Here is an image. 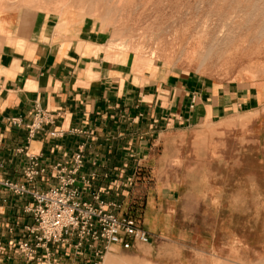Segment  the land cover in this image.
<instances>
[{"label": "rangeland", "instance_id": "374dc122", "mask_svg": "<svg viewBox=\"0 0 264 264\" xmlns=\"http://www.w3.org/2000/svg\"><path fill=\"white\" fill-rule=\"evenodd\" d=\"M17 12L90 37L99 63L133 83L192 79L245 99L163 135L133 178L139 199L124 200L143 227L145 191L163 189L151 239L100 264H264V0H0L4 19Z\"/></svg>", "mask_w": 264, "mask_h": 264}, {"label": "crops", "instance_id": "0c3cea01", "mask_svg": "<svg viewBox=\"0 0 264 264\" xmlns=\"http://www.w3.org/2000/svg\"><path fill=\"white\" fill-rule=\"evenodd\" d=\"M95 46L90 37L47 13L17 12L10 20L0 15V264L92 263V255L83 259L66 244L49 245L48 257L37 248L35 258L26 259L16 247L31 238L25 231L33 223L26 208L33 199L15 194L5 182L46 191L56 185L53 166L70 169L74 154L81 152L83 163L74 184L80 199L91 201L98 194L120 206L118 216L126 215L130 210L124 200L130 204L139 199L128 196L136 185L133 178L153 147L164 143V134L213 123L235 103H245L237 93L192 79L174 85L133 83L117 67L110 74L112 68L94 56ZM36 110L50 121L29 137L26 126ZM12 119L19 123L12 124ZM33 160L45 172L29 182L24 170ZM158 192L163 189H147L141 207L149 234L148 218ZM111 247L122 248L113 244L107 253Z\"/></svg>", "mask_w": 264, "mask_h": 264}, {"label": "built area", "instance_id": "2783aa9c", "mask_svg": "<svg viewBox=\"0 0 264 264\" xmlns=\"http://www.w3.org/2000/svg\"><path fill=\"white\" fill-rule=\"evenodd\" d=\"M12 124L18 119L10 120ZM50 121L41 110H36L32 122L27 125L29 137L42 128L43 123ZM82 153L74 154L72 167L68 169L62 164H55L52 170L56 185L46 191H28L22 186L8 184L17 195L30 194L33 203L26 208L31 215L32 225L25 231L30 239L19 242L16 249L28 260L35 258L37 248L45 250L44 255H52L49 245L72 246L76 255L87 259L92 255L91 264H100L113 244H119L123 249H130L134 244H147L151 235L138 222L129 216H118L120 206L107 203L98 194L91 201H82L80 193L74 184L76 174L83 163ZM35 160L24 170V176L29 182L44 174ZM32 241V243H30ZM102 259V261H101Z\"/></svg>", "mask_w": 264, "mask_h": 264}, {"label": "bare ground", "instance_id": "6f19581e", "mask_svg": "<svg viewBox=\"0 0 264 264\" xmlns=\"http://www.w3.org/2000/svg\"><path fill=\"white\" fill-rule=\"evenodd\" d=\"M106 255V254H105Z\"/></svg>", "mask_w": 264, "mask_h": 264}]
</instances>
